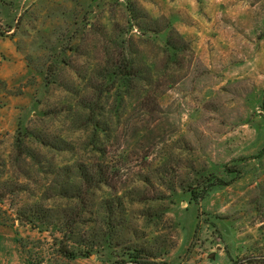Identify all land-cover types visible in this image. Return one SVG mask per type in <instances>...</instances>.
<instances>
[{
    "label": "rangeland",
    "instance_id": "rangeland-1",
    "mask_svg": "<svg viewBox=\"0 0 264 264\" xmlns=\"http://www.w3.org/2000/svg\"><path fill=\"white\" fill-rule=\"evenodd\" d=\"M0 229L24 264H264V0H0Z\"/></svg>",
    "mask_w": 264,
    "mask_h": 264
},
{
    "label": "trees",
    "instance_id": "trees-1",
    "mask_svg": "<svg viewBox=\"0 0 264 264\" xmlns=\"http://www.w3.org/2000/svg\"><path fill=\"white\" fill-rule=\"evenodd\" d=\"M121 72V75H123V77L125 76H134L135 79H140L141 78V75L142 73L140 71H137V70H133V67L131 66L129 70H127V66H122L120 65V71L119 73ZM126 73V74H125ZM20 133V132H19ZM16 151H17V155L21 156V155H29L31 156V152L30 150L25 146L24 144V141L22 140L20 134L17 136L16 138ZM81 177L83 179H85L88 183H103V173L101 171H98L96 170L95 172L93 171H87V168L84 170V171H81ZM103 180V181H102ZM219 180H217L215 178V180H210L209 184L210 186L208 187H212L214 186L215 184H217ZM205 190H203V192L199 191L197 189H193L192 190V193H191V197H192V200L197 202L199 201L200 199H202L203 197H205V195L207 194L208 192V189L207 188H204ZM80 195V194H78ZM77 197H80L78 196ZM60 253L66 257V258H69V259H75L77 257H85L87 255H91L89 252H81V251H70V250H60Z\"/></svg>",
    "mask_w": 264,
    "mask_h": 264
},
{
    "label": "crops",
    "instance_id": "crops-1",
    "mask_svg": "<svg viewBox=\"0 0 264 264\" xmlns=\"http://www.w3.org/2000/svg\"><path fill=\"white\" fill-rule=\"evenodd\" d=\"M0 262L6 260L11 263L24 264V252L17 243L16 235L5 229H0ZM7 263V262H5Z\"/></svg>",
    "mask_w": 264,
    "mask_h": 264
}]
</instances>
